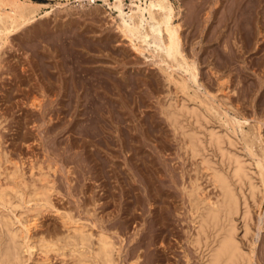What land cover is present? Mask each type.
Returning <instances> with one entry per match:
<instances>
[{
	"label": "bare ground",
	"instance_id": "obj_1",
	"mask_svg": "<svg viewBox=\"0 0 264 264\" xmlns=\"http://www.w3.org/2000/svg\"><path fill=\"white\" fill-rule=\"evenodd\" d=\"M76 1H79L78 4H84V0ZM87 1L90 2L91 0ZM103 1L117 12L116 17H118V22L115 27L121 32L120 34L122 37L127 39L130 46L137 52L142 54L147 49L150 51V55L153 57L156 56L157 61H155L159 64L160 72L163 73L164 83L162 80V85L165 89L161 87L164 91H162L163 94L157 100L158 105L156 110L164 116L167 123L172 127L180 148L177 147V151L179 149L181 151H179L181 156L191 159L194 165L192 167L194 174H189L188 182L187 184H183V189L186 198L184 199L187 201L188 205L189 220L193 228L192 231H189V234L186 233L188 234L186 237L189 245L192 246V249L197 254L196 264L256 263L254 259L255 246L259 238V229L264 228V134L262 132L264 117L260 116V114L259 116L255 114L256 117L252 116L254 122H252L248 128H244L245 122L248 120L249 116L247 117L244 113L229 116L227 111L222 110L219 105L215 104L214 100L218 94L212 91L210 89L211 86L206 84L207 82L203 80L199 67V56H197L195 52L191 55H187V51L185 52L184 50L183 35H181L182 26L180 22L173 21L174 8L171 0H129L128 3H125L124 0ZM217 1L223 2L226 0ZM243 1L244 0H238L236 4L237 7L234 6L233 8L230 7L233 4L229 2L230 6H226L224 10L230 11L229 9L231 8L236 11V23L240 20L242 21L243 19L240 18L247 14L245 18L247 21H245L247 24H252V26L248 27L250 25H247L246 27L245 24L241 26V23L240 26L246 29L238 26V28L232 31L236 35L240 34L238 38L242 43L238 45L239 51L244 49L243 52H246L250 45L248 44L249 39L253 38V36H251L253 33L250 29L253 28L254 32V27L258 29V32L264 29L258 24L259 10L257 9L258 3H256L258 0H255V3L251 0V3L253 2L255 5L253 3L252 5L249 4L250 6H248V8H246L247 5L245 6L246 3L244 2V4ZM229 3H226V5ZM248 3L250 2H247V4ZM39 8L40 5H35L31 0H0V75L5 72L8 74L11 72V74H13L12 70L14 72L17 67V65H11V67L9 65V69L4 70L6 64L2 56L3 47L10 41V37L15 31L33 22L32 20ZM210 12L211 11H208L209 15L213 13V11L212 13ZM227 13L229 16V12ZM232 17L231 19H234ZM224 18L223 15V19ZM237 18L240 20L237 21ZM224 24H226L225 19ZM253 24H255L254 27ZM69 34L68 36H70ZM64 35L65 34L58 39L60 48H58V45L56 46L54 44L56 47L53 48V51H47L45 49L43 51H38L37 54L40 56L36 58L38 62L35 63L34 61V63H31L33 58L28 60V63L29 61L31 63L30 65H28L26 61L24 62V64L26 63L28 66L27 68H23V70L20 69V72L27 70H29V72H26V75L25 73L23 74V72L20 73L23 74L24 77L23 75L16 76V72L14 73V77L12 75L13 83L17 84L18 82L20 84H17L13 89L10 87L12 91H9L6 96L11 98L13 96L15 97L16 94H14V92L18 91L17 93L20 94L19 90L24 94V89L21 87V84H27L31 79V75L36 73L41 83L40 88H43L42 90H44V93L43 91L41 92V90L39 93H30V91H28V93L26 92L24 96L21 97L24 98L27 96L26 98H28V101L26 103L40 111V113H38L41 120L46 123L51 122L50 131H52V133H56L57 136H65V133H68L69 138L75 141L77 139L86 140L84 137H89L88 141L96 144L94 145V151L99 149L98 147L103 144L102 141L106 142L109 137L115 136L120 141V145H117L113 140L116 147L120 146V150L126 147L128 149V145L131 144L130 141L133 143V140H138L134 133L137 129L130 123L133 122L131 115L132 111L123 109L124 103L119 104V102H125L124 99L127 97L123 98L124 94H132L135 92V90L138 89L137 87L140 86V81H145L148 85L154 86L155 84L158 85L160 82L159 78L157 79L155 77L151 79L150 76L146 74L143 76L140 74L130 76L126 71H122L123 67L122 69L120 68V76H117L115 75L114 69L111 66L104 65L103 61V64L96 63L97 65H93V63L89 61L90 59L87 60L90 53L86 56L88 57L87 59L77 54L78 51H75L76 49L74 50L71 45L74 47L83 40L79 41L78 38L74 36L72 40L67 41L68 37H64ZM213 36L214 35H212V37ZM247 38L249 39L247 40ZM251 39L250 41H252ZM50 45L53 44L50 43ZM89 46L90 45H88V47ZM98 47L99 46H97V48ZM78 53L80 54V52ZM212 53L222 58L223 61L221 60V63L226 67L228 61L225 50L222 51L221 49L213 48ZM26 54V56L29 55L28 53ZM84 55H86V53ZM234 55H236V53H234ZM54 57H57L56 59L59 57V60L53 61L52 59ZM29 58H31V55ZM205 61L209 68V75L210 73L216 74V72H219V69L214 67L216 65L213 66V60H210L208 56ZM248 63H250L249 66L247 65L245 67L253 68L254 61ZM256 63L257 66L258 64L264 65V53L257 58ZM21 65L23 64H20V66ZM35 67H38V72H36V69H32ZM223 71L216 75L219 81L218 84L223 87H219L217 90H223L221 98L224 99V103H227L226 99L229 97V92L226 91L228 85H226L227 80ZM256 74L258 75V73ZM249 75V72L244 74L247 79ZM33 78L35 79L34 74ZM259 79L260 77H258V80ZM263 82L264 80L261 77L259 88L263 86ZM255 84V82L251 83L247 82V80L244 82L246 95L252 93L254 87L258 86V83L257 85ZM201 88H203L204 91L201 92ZM3 90H5V88ZM242 92L244 93L243 90ZM47 94L55 97H52L53 99L44 100ZM140 95L141 94H139V96ZM142 97L143 96L140 98L138 97L139 100H136L138 101L137 103H143ZM244 98L246 99V96ZM128 99L129 98H127V100ZM129 105L130 103H128V107L131 108ZM147 105L148 104H146V106ZM114 112L119 114L117 119L113 115ZM153 112L151 111V113ZM147 113L148 115L150 114L149 112ZM147 113L145 116H147ZM159 114L157 116H159ZM151 115L153 116V114ZM151 115H149V118ZM1 117L0 114V124L3 119H6V117L3 119ZM162 117L160 118L162 119ZM144 118L142 117V119H140V124L145 137L149 135V129H147L148 126L146 124L148 122L154 123V121L150 120L151 118L149 120L146 119V117ZM161 119L160 122L163 121ZM155 128L158 130L157 127ZM161 130L159 132H161ZM114 132L117 133L115 134ZM75 134L78 135V138ZM40 136H42V134ZM46 136H48V134ZM137 137H139V135H137ZM1 138L2 134L0 131V264H54L55 261L59 262V260L66 264H122L120 258L123 246L121 247V240L117 242L116 240L118 239L115 240L114 238V233L117 231V228L114 229V217H110V215H108L109 213H106L107 216L103 211L102 214L97 212V208L105 207L107 201H99V197H96L95 193L93 194L91 192L92 195L90 198H76L77 200L74 202V206H70L71 204L68 205L70 207H64L62 204L60 206L57 205L54 197H57V194L61 191L57 188L55 183L56 175L54 176L51 173L52 170L50 171V169L56 171V167H53L49 163L47 169L39 166V169L35 170V166L33 167L32 165L26 170L18 160L12 159L8 151L3 149ZM140 139L141 138H139V140ZM108 141L111 140L109 139ZM85 143L83 146L86 147L87 143ZM135 143L133 144L135 145ZM112 146L115 147L114 145ZM128 150L126 151L128 152ZM106 151L109 153V150L106 149ZM130 151L132 152L133 149ZM114 154L119 153L115 152ZM114 154L112 156H114ZM134 155L135 154H133V156ZM137 155L139 156L140 153ZM137 155L135 156L137 157ZM148 155H150V153ZM130 156L132 155L130 154ZM129 159H131V157ZM133 160L129 163L130 166H134L132 165L134 164ZM144 161L146 162L147 160ZM141 162L142 164L140 163V165L142 168L143 161ZM7 163H9V165ZM101 163L104 164V162ZM150 163L152 164V162H149V166L153 170ZM115 165L116 164H114V166ZM143 166L145 167V164ZM117 170L118 169H116V171ZM67 172H70V170ZM64 173H66V171ZM97 174H102V171ZM108 174H110V172ZM119 174L120 172H116V176L121 177ZM171 176L173 177V175ZM65 178L68 184V189L66 190L73 196L75 191L74 183L71 185V179L68 173H66ZM153 181L155 183V179ZM149 184L152 185L151 183ZM125 186L126 185L123 187ZM133 188L128 186L124 188L122 192H124L125 195H129ZM154 191L152 193H154ZM159 191L160 190H158V193H160ZM63 195L65 196L66 194ZM157 195L155 196L153 194L151 196L157 199ZM125 203L129 205V201ZM253 206L257 207V218L254 225L257 230L256 232H253L255 228L253 230L252 226ZM50 212L55 213L56 219L59 220L58 224L55 223V221L47 222L45 220V222H43L41 219V222L39 220L40 216ZM127 213L129 214V211H127ZM126 215L125 218L127 217ZM119 235L121 236V234ZM119 235L116 236L120 237ZM120 238H122V236ZM243 238L246 239L245 242ZM262 258L264 261V253ZM257 264H264V262L261 261Z\"/></svg>",
	"mask_w": 264,
	"mask_h": 264
},
{
	"label": "rangeland",
	"instance_id": "obj_2",
	"mask_svg": "<svg viewBox=\"0 0 264 264\" xmlns=\"http://www.w3.org/2000/svg\"><path fill=\"white\" fill-rule=\"evenodd\" d=\"M31 1L35 5H40V8L36 12L35 17L32 20L33 22H30L28 23L29 25L26 24L24 25V27L22 26L20 29H18V31H15L14 34L11 35L10 41L3 47L5 51L2 50L4 63L6 64L4 66V70H8L9 65L10 67L11 65H17V67L19 68L18 70V68L15 66L16 70L14 72L12 70L13 74H11L10 72L9 75L7 72H5L0 75V114L2 116L1 117L2 119L6 117V119H3V121L0 124V128H1L0 131L2 134L1 143L3 149L8 151L9 156H11L12 159L18 160L26 170L29 169V167L32 165L33 167L34 166L36 167V168L34 167L35 170H38L39 166L43 168L45 167L47 169L49 163L53 167H56L57 172L53 171V169H50V171L52 170L51 173L54 176L56 175L55 183L57 185V188L62 192L57 194L58 195L57 197L56 196L54 197L55 201L57 202V205L59 206L61 204L64 207L74 206V202L78 198L79 199L90 198V196L92 195L91 192L93 194L95 193L96 197H99L98 198L99 201L101 202L107 201L105 207L97 208V212L99 214H102L103 211L104 214L109 213L108 215H110V217H114L113 220L115 222L114 229L117 228V231L115 230L116 232L114 233V238L115 240L118 239L116 240L117 242L118 241L120 242L121 240L122 242L121 247L123 246L122 254L120 258L122 264H196L197 254L192 249V246L189 245L186 237L188 236L189 231H192L193 228L189 220V212L187 207L188 205H187V201H185L186 198L184 196L185 193L183 189V184H187L188 182L189 174L192 175L194 174V170L192 168L194 165L192 164L191 159L181 156L178 140L173 133L172 127L167 123L164 116L159 111L156 110V107L158 105L157 100L163 94L162 92L164 91L163 88L165 89V87L162 85V80L164 83V76L163 73L160 72L161 70L159 69V64L156 62L157 61L156 56L153 57L152 55H150L151 53L147 49L143 52L144 53L143 55V53L141 54L137 52L136 50H134L133 47L130 46L127 39L122 37V35L120 34L121 32L118 29H116L117 27H115L117 26V22H118V17H116L117 12L113 10L109 6V4H107L103 0H94V1L91 0L90 2L84 0L83 5L78 4L79 1L76 0H31ZM237 1L238 0H232V1L226 0L223 2L217 0H171L174 8L173 21L180 22L182 26L181 35H183L182 38H183L184 50L185 52L187 51L186 52L187 55H191L192 53L195 52L197 53V56H199L198 57L200 61L199 67L201 69L202 78L204 81L207 82L206 84H209V86H211L210 89L214 91L216 94H218V96L214 100L215 104L219 105L222 110L227 111L229 116L230 115L234 116L239 113H244L247 117L249 116L247 120L248 122L246 121L244 125V128H248V126L252 122H254L252 116H255V114L259 116L260 114V116L264 117V94H263L264 84L261 88H259L261 77L264 80V65L263 64H258V66L256 65L257 58L264 53V30L258 32V29L254 27L255 24H253L255 32L253 31V28L250 29L253 33L251 35L253 36V38L252 39L250 38L252 41H250V39L247 38V40L249 39V42L247 41L248 44H250L249 48L246 50V52H243L244 49H242V51H239L240 49L238 48V45L242 43V41H240L238 38L240 37V34L236 35L232 31L238 28V26H240L241 23H242L241 26H244L245 24L246 27L247 25H250L248 27H251L252 24H247L246 22L247 20L245 19L247 14L243 15V17L240 18L243 19L244 21L243 20L241 21L240 19L239 21L237 18V21L239 22L236 23V19H235L236 11L232 10L231 8L230 9L228 8L231 11V13L230 11L224 10L226 9V6L228 5L230 6V3L233 4L230 7L233 8L234 6H236V4L238 3ZM124 2L128 3L129 0H124ZM247 2L250 3L247 4ZM253 2L255 3V0H253ZM226 3L229 4L226 5ZM243 3L245 4V6L247 5L246 8L252 5L251 0H244ZM256 3H258L257 9L259 10L258 24L261 25V27L264 29V22H263L264 0H258L256 1ZM208 11H211L210 13H212L213 11V13L209 15ZM227 12H229V16ZM223 15L225 17L224 19L226 21V24H224ZM231 17L234 19H231ZM232 22L234 25L232 24ZM241 28H245V27H241ZM62 33L65 34L64 37H68L67 41L72 40L74 36H76V38H78L79 41L82 40L84 41V42L83 41L79 42L78 45H75L74 47L76 48H74L72 45L71 47L74 50L76 49L75 51L80 52V54L77 52L79 56L81 57L84 56L83 58L86 59L89 57L87 60L90 59L89 61H91L93 65H97L98 63H102L103 61L104 65L106 64L114 69L115 75L117 76H120L121 74L120 70L123 67L122 71H126V73L127 74L129 73L128 75L130 76L132 75L134 76L138 74L143 76L146 74L150 76L151 79H154L155 77L157 79L159 78L160 82L158 83V85L155 84L154 86L148 85V83H146L145 81H143L144 83L140 81L141 82L140 86H138L137 87L138 89L135 90L136 93L135 92H133L132 94L125 93L123 98L127 97L129 99L128 100L127 98L124 99L126 103L119 102V104L124 103L123 109L132 111L131 115L133 122L130 123L133 124V127L137 129L136 131H134V133L136 138L138 139V140L136 139L133 140L134 141L133 143L136 142L138 146L136 143L134 145L130 141L131 144L128 145V147L130 148V149L128 148L129 150L127 149V147L124 149L121 147L123 150L122 149L120 150V146L116 147V144L120 145L119 143L120 141L118 140L117 137L114 136L115 138L109 137V139L112 142L108 141L109 139L106 142L102 141L103 144L100 145V147H98L97 145L99 149L94 151L95 148L94 145L96 144L88 141L89 137H84L86 138V140L77 139L75 141L69 138L68 133H65V136L64 135L57 136L56 133H52V131H50L51 122L46 123L45 121L41 120L39 116L40 111H38L37 108H34L33 106H30L28 103H26L28 101V98H26L27 96L24 98L21 97L24 96L26 92L28 93V91H30V93L31 92L39 93V91L41 90V92L43 91L44 93V90H42L43 88H40L41 83L38 80L39 78L36 73H33L36 80L33 78V74H32L31 75L32 80L30 79V81L27 82V84L24 83L25 86L24 84H21V87L24 89V94L21 90H19L20 94L17 93L18 91L14 92L13 90L14 94H16L15 97L13 96L11 98L6 96L9 91L10 92L12 91L10 87H12L13 89L17 84H20L18 82L17 84L13 83L14 81H12V75L14 77L15 72H16V76L23 75L24 73L26 75L29 72V70L20 72V69L23 70V68H27V66L30 65L31 63H34V61L35 63L38 62L36 60L38 56L37 54L38 51H43L44 49L47 51L49 50L53 51L54 50L53 48L56 47L57 45L58 48H60L58 39L60 38V36L63 35ZM68 34L70 36H68ZM211 34L214 36L212 37ZM78 36H81L82 38ZM55 40L58 42V44ZM50 43H52L53 45H50ZM88 45H90L91 47L90 46L88 47ZM84 46L87 48H85ZM97 46L99 47L97 48ZM213 48H217L219 50L221 49L222 51L225 50L228 61L226 67L221 63L223 61L222 58L212 53ZM26 53L29 54L28 55L29 57L31 55V58L26 56L27 55ZM85 53L86 55H84ZM234 53H236V55H234ZM207 56L210 60H213L214 63L213 66L216 65L214 67H217L219 69V72H216V74L210 73L209 75V68L207 62L205 61L207 60ZM56 58L57 57H54L52 60L53 61L59 60V57L58 59ZM30 59H32L31 63L30 61L28 63V60ZM25 61L28 65L26 63L24 64ZM252 61H254V64L252 66L253 68L245 67L247 65L249 66L250 63L248 62H252ZM20 64L23 65L20 66ZM38 67L32 69L37 70ZM38 71L39 70H37L36 72ZM221 71H223L225 78L227 80L226 85H228L226 88V91L229 92V97L226 99L227 103H224V99L221 98L223 90L221 89L217 90L219 87L223 88L221 85L218 84L219 81L217 80V76H216L217 73H221ZM22 72L23 74H20ZM246 72L250 73L248 79L245 78L244 76ZM256 73H258V75ZM258 77H260L259 80ZM9 78L11 79V81ZM246 80L247 82H251V83L255 82L256 83L255 85H257L258 83V86H255L254 90H252V93L248 95L245 94V90H244V82ZM4 88L5 90H3ZM242 90L244 91V93L242 92ZM200 91L202 92L204 91V89L201 88ZM134 93L137 97L134 95ZM1 94L3 95V97ZM139 94L141 95L139 96ZM130 96L132 101L130 100ZM141 96H143L142 97L143 103L145 104L137 103L138 101L136 100H139ZM245 96L246 99L244 98ZM52 97L53 96L47 94L44 100L53 99L55 96L53 98ZM128 103H130L129 106H131V108L128 107ZM146 104L148 105L146 106ZM145 111L146 113L149 112L150 113L149 115L153 114V116L151 115L152 118L150 116L151 119L149 118L148 113L147 116H145L146 114ZM151 111L154 112L151 113ZM114 113L113 115L117 119V117H119V114L117 113L114 114ZM158 114L159 116H157ZM127 116L129 117L128 114ZM35 117L37 118V120ZM142 117L143 118L146 117V119L148 120L150 119L154 121V123L148 122L146 124L148 126L147 129H149V133H148L149 135L145 137L143 135V131L140 124L141 123L140 119H142ZM160 117H162V119ZM160 119L163 121L160 122ZM155 127H157L158 130H156ZM262 127H263L262 132L264 134V123ZM160 130L161 132H159ZM41 134L42 136H40ZM47 134L48 136H46ZM75 135L78 138V135L77 134ZM137 135H139V137H137ZM139 138L142 139V140L140 139L141 142ZM113 140L116 142V144ZM85 142L87 143L86 145V147L88 146L87 148L83 146ZM162 144H164L165 146ZM112 145H114L115 147H113ZM105 147L107 150H109L108 151L109 153H107ZM177 147L179 148L178 151H177ZM132 149L133 151L131 152L130 150ZM143 149H145L146 151ZM83 150L86 152H84ZM126 150H128V152ZM115 152L119 154H114ZM132 153L135 155L140 153V155L139 156L137 155L136 157L135 155L133 156ZM149 153L150 155H148ZM113 154L114 156H112ZM130 154L133 156L134 160L132 159V156H130ZM128 156H130L131 159H129L130 157ZM155 158L157 159L158 164L156 163ZM143 159L147 161L145 162ZM131 160L134 161L133 162L134 164H132L134 166H130L129 163L131 162ZM135 160L137 163L135 162ZM141 161H143V165L145 164V167L142 165L141 168L140 165V163L142 164ZM101 162H104L105 165L102 164ZM149 162H152V164H154L152 165L150 163L153 170L149 166ZM7 164L9 165V163ZM114 164H116L117 166L116 165L114 166ZM116 169L118 170L116 171ZM68 170H70L71 173L67 172ZM65 171L66 173H68L71 179V185L72 183H74L73 185L75 188L74 189L75 196L74 195L71 196L72 194L68 193L66 190L68 189L67 188L68 184L66 183L67 180L65 178L66 177V173H64ZM101 171L102 174L100 175L97 174V173H101ZM109 172L111 175L108 174ZM116 172H120L119 175L121 177L116 176ZM171 175H173V177ZM154 179H155V183L153 181ZM126 182L128 183V185ZM149 183H151L152 185H150ZM124 185L126 186L123 187ZM128 186H131L132 188L134 187L133 188L134 191L132 190L129 193V195H125L124 192L122 191L124 190V188H127ZM150 186H152L153 189ZM152 190L153 191L155 190L154 193H152L153 192ZM158 190H160L159 191L160 193H158ZM155 193H157L158 195ZM63 194L66 195L64 196ZM153 194L155 196L157 195V199L156 197L151 196ZM127 201H129V205L125 203ZM64 204L67 206H65ZM127 211H129V214L127 213ZM252 212H253L252 226L254 230L255 220L257 218L256 206H253ZM125 215L127 216L126 218ZM56 218L57 217L55 213L50 212V213H46V215L44 214L43 216H40L39 220L41 221L42 219L43 222H45V220L47 222L55 221V223L58 224L59 220ZM256 231L257 230L255 228V231L253 232ZM115 234L116 235L121 234L122 238H120L121 237L120 235H119L120 237H118ZM243 240L245 242L246 239L243 238ZM263 242H264V228H260L259 238L255 246L254 259L256 263L254 264L260 263L261 261L264 262L262 258L264 253ZM54 264H66V263L61 262L59 260V262L55 261Z\"/></svg>",
	"mask_w": 264,
	"mask_h": 264
}]
</instances>
